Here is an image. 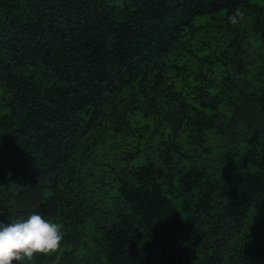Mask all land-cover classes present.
<instances>
[{"label": "trees", "instance_id": "1", "mask_svg": "<svg viewBox=\"0 0 264 264\" xmlns=\"http://www.w3.org/2000/svg\"><path fill=\"white\" fill-rule=\"evenodd\" d=\"M247 15L264 44V0H0V220L64 233L17 264H264V215L246 221L264 202ZM207 29L247 78L220 76Z\"/></svg>", "mask_w": 264, "mask_h": 264}, {"label": "clouds", "instance_id": "2", "mask_svg": "<svg viewBox=\"0 0 264 264\" xmlns=\"http://www.w3.org/2000/svg\"><path fill=\"white\" fill-rule=\"evenodd\" d=\"M242 15L237 9L228 20L237 24ZM62 228V224L37 213L9 223L0 220V264L32 261L37 255L59 252L64 238Z\"/></svg>", "mask_w": 264, "mask_h": 264}, {"label": "rangeland", "instance_id": "3", "mask_svg": "<svg viewBox=\"0 0 264 264\" xmlns=\"http://www.w3.org/2000/svg\"><path fill=\"white\" fill-rule=\"evenodd\" d=\"M252 21H251V16L247 15L243 17V21H242V27L245 29L246 32V41H247V53H248V57H250V66H248L249 69V73L252 74V76H254V74H258V70H261L262 67H264V64H262V61L259 59V55L264 54V44L262 42V39L260 37L259 34H257V32L254 31L253 27H252ZM203 37L204 38H210L211 39V45L215 47V44L213 43L214 41H219L220 42V52H226V56H222L223 58H221L219 60V63H217L215 66H213L215 69L220 70V76L222 74H228V75H233L234 78H247L249 75H244L243 74H239L236 75V70H235V65L233 63V61H231V57L229 56V52L232 50L230 48H226L225 47V40L227 39V35L223 34V32H215L213 33L212 31H210L209 29H207V33H203ZM228 39H230V37H228ZM223 50V52H222ZM218 66V67H216ZM212 67V68H213ZM148 120L149 117L146 115V113L143 110L137 111L134 115H133V123L134 125H141L145 122V120ZM165 119H163L161 122H163ZM226 121L223 125L222 129H219L222 125L218 126L216 128L215 131H210V134L214 135V139H212L210 141V143H212L214 145V147L216 146L214 144V142L218 141V140H223L225 138L224 133L227 132V128L228 125H226ZM163 124V123H161ZM164 127L166 128H171L168 127L167 125H164ZM237 129V128H236ZM168 135V133H167ZM187 139V136L184 135ZM245 143H247L248 145V141H245ZM228 146V145H227ZM212 148V145H211ZM225 149H228V147H226ZM99 154H103V153H108L110 155H112L113 153H111V151H109L108 146L104 145L102 148L99 149ZM226 152V150H225ZM264 215V202H262L258 207H256L255 209H253L249 216L247 217L246 221L247 223H253L256 220H258L259 218H261Z\"/></svg>", "mask_w": 264, "mask_h": 264}]
</instances>
